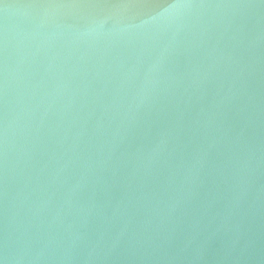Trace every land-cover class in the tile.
<instances>
[{"label": "water", "instance_id": "1", "mask_svg": "<svg viewBox=\"0 0 264 264\" xmlns=\"http://www.w3.org/2000/svg\"><path fill=\"white\" fill-rule=\"evenodd\" d=\"M0 264H264V0H0Z\"/></svg>", "mask_w": 264, "mask_h": 264}]
</instances>
